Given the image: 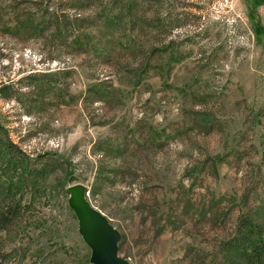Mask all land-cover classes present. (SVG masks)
Listing matches in <instances>:
<instances>
[{
    "label": "rangeland",
    "instance_id": "rangeland-1",
    "mask_svg": "<svg viewBox=\"0 0 264 264\" xmlns=\"http://www.w3.org/2000/svg\"><path fill=\"white\" fill-rule=\"evenodd\" d=\"M167 10L179 26L126 29L102 58L0 29V126L26 160L21 171L0 157L24 208L0 231L7 264H91L66 202L72 182L117 228L130 264H213L236 217L264 198V0H168ZM30 71L48 74L43 102L27 91ZM96 80L113 100H84Z\"/></svg>",
    "mask_w": 264,
    "mask_h": 264
},
{
    "label": "trees",
    "instance_id": "trees-1",
    "mask_svg": "<svg viewBox=\"0 0 264 264\" xmlns=\"http://www.w3.org/2000/svg\"><path fill=\"white\" fill-rule=\"evenodd\" d=\"M25 1L27 0H9L0 4L2 31L18 38L40 36L44 33L49 38L56 39L59 44L66 43L76 51H89L98 58L107 57L115 46L122 43L120 37L126 29L140 31L153 23L156 32H161L166 27L167 33L172 26L180 24L175 20L177 15L169 16L168 10L166 17L159 14L161 4L164 1L167 3L168 0H49L51 5H42L43 0H32L31 6H21ZM64 7H91L93 12L86 18L80 14L68 16ZM35 12H39L38 16ZM4 14H7L10 22L6 23L2 18ZM88 25L93 26L89 33L83 30V27ZM250 25L254 31L253 24ZM159 36L161 35H156L155 39ZM166 53L168 60L177 59L172 49L166 50ZM47 75L46 72L34 71L24 75L31 78L27 91L34 97L33 103L43 102V95L50 87ZM8 86V82L0 83L1 95H7ZM114 97L113 88L100 80L87 83L84 89V100L90 102L113 100ZM201 117L205 118V115L202 113ZM21 153L0 126V157L5 165L25 170L26 160L22 158ZM7 179L0 177V231L9 230L24 209L16 196L20 182ZM9 257V253L0 247V264H7ZM213 262L264 264V198L246 213H240L236 217L233 231L219 242Z\"/></svg>",
    "mask_w": 264,
    "mask_h": 264
},
{
    "label": "water",
    "instance_id": "water-1",
    "mask_svg": "<svg viewBox=\"0 0 264 264\" xmlns=\"http://www.w3.org/2000/svg\"><path fill=\"white\" fill-rule=\"evenodd\" d=\"M67 205L72 210L77 232L89 247L88 261L91 264H130L118 254L119 231L104 213L91 205L81 182L67 184Z\"/></svg>",
    "mask_w": 264,
    "mask_h": 264
}]
</instances>
